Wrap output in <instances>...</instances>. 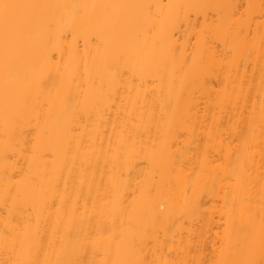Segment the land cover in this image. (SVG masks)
Listing matches in <instances>:
<instances>
[{"label":"bare ground","instance_id":"bare-ground-1","mask_svg":"<svg viewBox=\"0 0 264 264\" xmlns=\"http://www.w3.org/2000/svg\"><path fill=\"white\" fill-rule=\"evenodd\" d=\"M0 264H264V0H0Z\"/></svg>","mask_w":264,"mask_h":264}]
</instances>
